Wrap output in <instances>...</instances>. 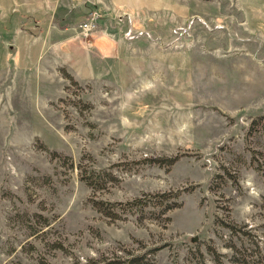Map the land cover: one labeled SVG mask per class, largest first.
<instances>
[{
  "label": "rangeland",
  "instance_id": "1",
  "mask_svg": "<svg viewBox=\"0 0 264 264\" xmlns=\"http://www.w3.org/2000/svg\"><path fill=\"white\" fill-rule=\"evenodd\" d=\"M165 190L157 218L91 202ZM115 251L264 264V0H0V264Z\"/></svg>",
  "mask_w": 264,
  "mask_h": 264
},
{
  "label": "trees",
  "instance_id": "2",
  "mask_svg": "<svg viewBox=\"0 0 264 264\" xmlns=\"http://www.w3.org/2000/svg\"><path fill=\"white\" fill-rule=\"evenodd\" d=\"M254 120L251 122L253 125ZM179 157V154L173 156H161L146 158L147 161L165 166L173 164ZM110 168H96L92 165L88 168H79L80 179L83 180L93 190L104 187V182L109 177H114ZM180 190L155 191L153 193L143 192L140 195L126 200H111L103 198H91L93 207L110 219H119L126 214L138 215L144 217L151 212L154 218L166 213L169 209L180 204ZM166 217H169L166 215ZM48 264L46 261L43 262ZM79 264V263H78ZM82 264H155L153 257L146 252L118 253L115 251L111 256H100L94 258L87 257V261Z\"/></svg>",
  "mask_w": 264,
  "mask_h": 264
}]
</instances>
